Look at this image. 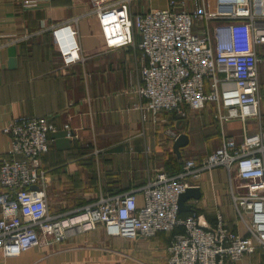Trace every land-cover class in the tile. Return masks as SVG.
Here are the masks:
<instances>
[{"label":"built area","instance_id":"obj_1","mask_svg":"<svg viewBox=\"0 0 264 264\" xmlns=\"http://www.w3.org/2000/svg\"><path fill=\"white\" fill-rule=\"evenodd\" d=\"M133 1L92 4L108 48L134 46L136 34L140 36L142 57L133 92L142 102L144 120L150 115L156 124L170 114L181 122L212 106L220 146L201 159L185 160L177 174L160 170L140 188L102 193L91 203L55 213L41 156L48 153L59 128L51 118L16 117L4 129L11 144L0 163L3 258L62 244L99 227L109 237L130 241L172 233L166 264H243L247 256L264 250V0H168L166 8L140 14L132 13ZM40 2L21 0L25 10L37 9ZM80 19L52 28L66 66L85 59L77 42ZM249 119L258 123L252 134L246 126ZM235 120L243 125L240 142L225 129ZM175 128L167 130L174 141L180 135ZM63 129L71 137L70 126ZM216 169L224 170L229 180L236 229L221 212L211 228L202 226L196 211L181 215V196L197 187L193 181Z\"/></svg>","mask_w":264,"mask_h":264},{"label":"crops","instance_id":"obj_2","mask_svg":"<svg viewBox=\"0 0 264 264\" xmlns=\"http://www.w3.org/2000/svg\"><path fill=\"white\" fill-rule=\"evenodd\" d=\"M40 1L37 9L25 10L21 0H0V163L11 144L4 129L16 117L51 118L59 131L41 165L48 171L50 204L60 213L78 208L74 204L79 199L89 203L102 193H124L144 186L151 175L169 167L174 140L168 138L169 119L162 115L155 124L148 115L144 120L142 102L133 92L142 57L140 36L136 34L134 46L110 49L104 43L92 0ZM167 6L168 0H134L131 11L140 14ZM75 17L81 18L76 26L77 42L85 59L66 66L52 28ZM24 35L30 37L22 40ZM211 108L214 110L208 106L199 115L206 124H211ZM213 119L218 132L211 133L209 140L204 127L206 135L199 145L192 144L193 120H181L185 121L182 129L176 125V130L190 136V144L182 149L184 155L188 151L201 159L220 146V126L215 116ZM238 124L229 122L225 129L241 141L243 125ZM64 125L70 126L71 137ZM246 126L250 134L258 131L254 119ZM193 183L200 189V198L184 202L182 217L201 212L202 226L211 228L221 212L236 229L226 172L216 169ZM139 201L142 203L141 196ZM170 239L169 234H160L134 242L109 237L99 227L19 257L3 258L0 253V264H166ZM243 264H264V250L247 256Z\"/></svg>","mask_w":264,"mask_h":264},{"label":"rangeland","instance_id":"obj_3","mask_svg":"<svg viewBox=\"0 0 264 264\" xmlns=\"http://www.w3.org/2000/svg\"><path fill=\"white\" fill-rule=\"evenodd\" d=\"M261 94H262V104H261V117H262V121L264 122V75L261 77ZM210 110V112H212L213 113V108H211V109H209ZM202 113H204V111H202V112H197V113H192L191 114V116L189 117V119L190 120H193V126L192 127H190V129H191V134H192V144L193 145H199L201 142H202V140H203V137L206 135V132L205 131H203V129H204V127L206 128V129H208V137H209V140H210V138H211V133H217L218 132V129H217V127L215 126V124H214V119H213V114L210 116V118H211V120H210V123L211 124H206V122H205V120H204V117L202 118L201 116H199L200 114H202ZM164 116V115H163ZM161 118H162V116H161ZM189 120V121H190ZM173 123V121L171 120V118H170V122H169V125H171ZM239 127H241L242 125H241V123L239 122ZM233 127L235 128V127H237V128H239L237 125H233ZM176 130V129H175ZM239 130V132L238 133H240V132H242V130H240V129H238ZM177 132L178 133H180L178 130H177ZM210 135V136H209ZM169 138V140H173L174 138L173 137H171V136H169L168 137ZM217 139V137L215 136V138L214 139H211V140H216ZM170 141V142H171ZM238 142H240V141H238ZM200 148V147H199ZM197 151H199V150H197ZM184 158L185 159H195V158H197L196 156H195V154H193V153H188V151L185 153V155H184ZM233 177H236V174L235 173H233ZM227 183H228V187H229V180H228V178H227ZM78 196H74V200L75 201H77V198ZM70 199H73V198H70ZM81 203H84L83 201H80V199H79V201L76 203V204H74V205H77V204H81ZM63 205V204H62ZM62 205H60V208H61V206ZM62 207H64V206H62ZM58 208H59V205H58ZM54 210H55V205L54 204H52V206H51V211L52 212H54ZM197 212V211H196ZM198 214H201V212L199 213V212H197ZM158 236V235H157ZM136 241V240H135ZM134 241V242H135Z\"/></svg>","mask_w":264,"mask_h":264},{"label":"water","instance_id":"obj_4","mask_svg":"<svg viewBox=\"0 0 264 264\" xmlns=\"http://www.w3.org/2000/svg\"><path fill=\"white\" fill-rule=\"evenodd\" d=\"M185 121L178 122V128L182 129ZM181 125V126H180ZM190 144V136L186 133H180L179 137L173 143V152L178 157V159L183 158L182 149L186 148ZM34 189H37L35 186ZM190 198L199 199L200 198V189L199 188H190L188 189L180 198V210L181 212L184 209V202Z\"/></svg>","mask_w":264,"mask_h":264},{"label":"trees","instance_id":"obj_5","mask_svg":"<svg viewBox=\"0 0 264 264\" xmlns=\"http://www.w3.org/2000/svg\"><path fill=\"white\" fill-rule=\"evenodd\" d=\"M215 113L216 112H215V109H214L213 116H215ZM163 115L166 116L169 119V122H170V118H171V120L173 121V123L170 125L171 127H176L177 123L180 121L175 115H170V114H163ZM188 119L189 118H187L186 120H188ZM46 154L41 156V161L42 162H43V158L46 156ZM182 154H183V158L182 159H178V157L175 155V153L172 150V153L170 154V159H169V162H168L169 167L167 166L166 169H165L166 172H168L170 174H177V173H179L182 170V167H183L184 162H185L183 151H182ZM42 168L47 170L44 165H42ZM92 183L95 185L97 183V178L92 179ZM109 194H118V193H109ZM89 203H91V202H89ZM86 204H88V203H81V204H78V206L81 207V206L86 205ZM161 234H169L171 236V239L173 237L172 233H161ZM171 239H170V241H171Z\"/></svg>","mask_w":264,"mask_h":264}]
</instances>
